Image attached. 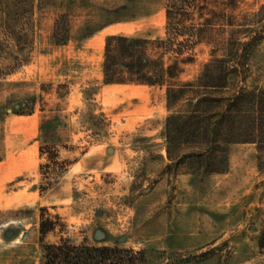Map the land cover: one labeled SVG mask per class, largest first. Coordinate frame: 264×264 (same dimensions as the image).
<instances>
[{
  "label": "rangeland",
  "instance_id": "obj_1",
  "mask_svg": "<svg viewBox=\"0 0 264 264\" xmlns=\"http://www.w3.org/2000/svg\"><path fill=\"white\" fill-rule=\"evenodd\" d=\"M203 3L208 30L179 81L224 55L229 91L264 90V0ZM165 5L0 0V264H43L61 240L264 264L255 146L231 145L224 173L179 170L166 156L165 86L104 82L106 37L163 38Z\"/></svg>",
  "mask_w": 264,
  "mask_h": 264
},
{
  "label": "trees",
  "instance_id": "obj_2",
  "mask_svg": "<svg viewBox=\"0 0 264 264\" xmlns=\"http://www.w3.org/2000/svg\"><path fill=\"white\" fill-rule=\"evenodd\" d=\"M191 1L194 0H166L163 38L107 36L102 62L104 82L165 86L169 112L165 122L166 156L179 170L192 174L224 173L229 165V148L234 144L254 145L258 167L264 170V90L229 91L231 70L224 55L205 63L193 80L179 81L184 66L194 61V38L204 40L209 25L203 16L205 0H200L202 3L195 6L202 22L195 30L190 23ZM228 1L234 7L236 0ZM229 25L232 26V18ZM230 44L234 48L236 43L231 40ZM230 53L235 60L237 55L233 49ZM259 246L264 249V233ZM156 253L61 240L45 246L43 264L190 262L173 253L174 257L166 258Z\"/></svg>",
  "mask_w": 264,
  "mask_h": 264
}]
</instances>
